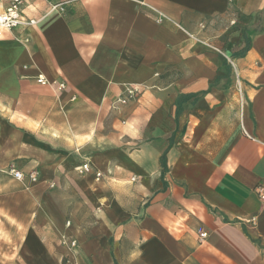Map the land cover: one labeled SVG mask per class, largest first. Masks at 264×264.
<instances>
[{
	"label": "crops",
	"instance_id": "crops-1",
	"mask_svg": "<svg viewBox=\"0 0 264 264\" xmlns=\"http://www.w3.org/2000/svg\"><path fill=\"white\" fill-rule=\"evenodd\" d=\"M60 1L0 33L5 264H264V0Z\"/></svg>",
	"mask_w": 264,
	"mask_h": 264
},
{
	"label": "built area",
	"instance_id": "built-area-1",
	"mask_svg": "<svg viewBox=\"0 0 264 264\" xmlns=\"http://www.w3.org/2000/svg\"><path fill=\"white\" fill-rule=\"evenodd\" d=\"M48 4L50 10H57L59 12L63 11V5L66 2L60 0H43ZM25 0H9L7 4H4V0H0V33L3 31H10L19 26H30L36 24L37 21L33 19L26 20L23 17V5ZM164 20L163 16L158 18V22H162ZM37 82L40 84H45L46 81L42 79V77L37 78ZM59 87L64 88L63 84H60ZM126 97L121 98L119 100L120 103H126L129 99L133 98L137 92L136 89H127ZM76 171L80 174L88 173L90 171V167L88 164H82L76 168ZM13 179L17 181L27 180L29 183H35L37 181V174L35 172L28 173L24 175L23 173L17 171L15 168H9L7 171ZM100 174L95 173V178H99ZM259 194L261 195V199L264 202V190L262 188H258ZM199 236L204 239L206 237L205 232L199 233ZM70 246L74 248L76 246V241L72 240L70 242ZM68 264V263H66Z\"/></svg>",
	"mask_w": 264,
	"mask_h": 264
},
{
	"label": "rangeland",
	"instance_id": "rangeland-1",
	"mask_svg": "<svg viewBox=\"0 0 264 264\" xmlns=\"http://www.w3.org/2000/svg\"><path fill=\"white\" fill-rule=\"evenodd\" d=\"M6 174H7V172H6ZM7 175L10 176L9 174H7ZM24 175H27V174H24ZM10 178H12V177L10 176ZM12 180L15 181L14 183L24 184L26 186V188H29V187H31L33 185L32 183L27 182V180L17 181V180H15L13 178H12ZM69 248H72L70 246V243H69ZM9 260H11V259L7 258V257H0V264L9 263ZM68 264H70V263H68Z\"/></svg>",
	"mask_w": 264,
	"mask_h": 264
}]
</instances>
